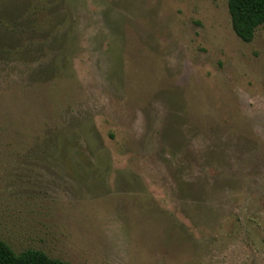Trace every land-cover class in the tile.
I'll list each match as a JSON object with an SVG mask.
<instances>
[{"label": "rangeland", "instance_id": "374dc122", "mask_svg": "<svg viewBox=\"0 0 264 264\" xmlns=\"http://www.w3.org/2000/svg\"><path fill=\"white\" fill-rule=\"evenodd\" d=\"M0 14L24 34L0 60V238L71 264H264V24L242 40L228 0Z\"/></svg>", "mask_w": 264, "mask_h": 264}, {"label": "trees", "instance_id": "16d2710c", "mask_svg": "<svg viewBox=\"0 0 264 264\" xmlns=\"http://www.w3.org/2000/svg\"><path fill=\"white\" fill-rule=\"evenodd\" d=\"M232 28L242 40L251 41L256 30L264 24V0H228ZM0 14V60L10 58L15 54V39L24 34L9 28L12 16ZM8 24V25H7ZM13 36V38H12ZM0 264H71L70 262L49 257L38 249H26L17 253L10 244L0 238Z\"/></svg>", "mask_w": 264, "mask_h": 264}]
</instances>
